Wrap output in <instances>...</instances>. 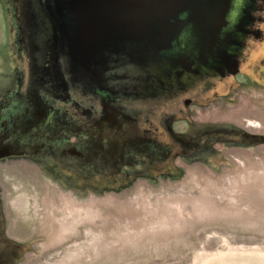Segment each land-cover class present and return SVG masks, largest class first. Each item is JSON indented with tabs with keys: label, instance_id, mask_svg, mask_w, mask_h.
Wrapping results in <instances>:
<instances>
[{
	"label": "rangeland",
	"instance_id": "rangeland-1",
	"mask_svg": "<svg viewBox=\"0 0 264 264\" xmlns=\"http://www.w3.org/2000/svg\"><path fill=\"white\" fill-rule=\"evenodd\" d=\"M42 2L46 19L37 0H0V264H264V0L240 14L256 35L241 32L234 73L202 77L169 124L184 150L153 131L155 102L135 103L148 122L130 129L115 104L104 110L116 128L90 123L100 108L72 62L68 17ZM132 67L113 70L117 94Z\"/></svg>",
	"mask_w": 264,
	"mask_h": 264
},
{
	"label": "water",
	"instance_id": "water-1",
	"mask_svg": "<svg viewBox=\"0 0 264 264\" xmlns=\"http://www.w3.org/2000/svg\"><path fill=\"white\" fill-rule=\"evenodd\" d=\"M57 1L60 19L68 17L72 30L76 71L80 75L79 67L84 80L100 83L113 70L143 65L167 51H175L174 58L188 51L187 46L228 40L227 31L238 24L249 0ZM114 73L116 79L124 78Z\"/></svg>",
	"mask_w": 264,
	"mask_h": 264
},
{
	"label": "flooded vegetation",
	"instance_id": "flooded-vegetation-1",
	"mask_svg": "<svg viewBox=\"0 0 264 264\" xmlns=\"http://www.w3.org/2000/svg\"><path fill=\"white\" fill-rule=\"evenodd\" d=\"M42 1L43 0H37L38 9L39 13H41V15L46 19V9ZM249 1L252 2V0ZM250 2L246 5L244 3V8L241 10V13H244V9L250 4L249 9L246 10V17L248 19L251 18L248 12L258 10ZM28 4L30 5L31 9L33 4L32 0H28ZM253 18L255 21L260 20V17L258 16ZM253 26L254 23L245 30L244 28L240 29L238 24L233 25V27L227 32H229L230 35L232 32H234V41L223 39L216 42L206 41L203 42L201 46L196 44L197 46L195 45L191 47L192 45H190L187 46V49L189 50L184 53L181 52L180 56L178 57L170 59L168 58L166 60L158 59L155 65L150 67H148L147 64L132 67V69L127 72L128 77L125 79L126 86L128 87L126 90H128V92L123 94V96L122 94H117L114 90V82L117 80L115 75H112L114 73L113 71L112 73L107 74V76H104V79L100 83H97L95 80H84L83 74H81V69L78 67L81 75V84L84 85L85 83L89 85L91 90L90 95L95 98V102L100 108L98 111V117L94 118V120L92 119L90 123L93 124L94 127L97 125L100 126L102 124L103 126L111 127L112 129L116 128L115 126L117 123H112L110 117L106 115L107 112L104 110L108 104H115L116 107L119 106V112L122 114V118H124V120H122L123 123L126 124V128L130 129L134 126V122L140 124L148 122V120H143L145 118L144 116H141V119L138 118V116H133L132 107L135 105V103L140 102L144 104L145 102H155L154 104H159V107L157 108V116L159 118L154 120L155 122L150 121L155 124V128L152 126L150 127H152L153 131H156L158 135L160 134L164 137H168L171 139L174 145H177L180 149L184 150L185 143L180 141L178 134L175 133L174 136H171L172 132H170L169 124L181 121L184 118L183 116L186 115L188 108L195 106L193 103L196 101V97L200 95V93H203V90H200V87L196 84V82L200 81L202 77H204V79L205 77H210V80H222L228 75H232L234 73L236 60L239 58L240 52L243 49V37L245 35L252 34L253 36L255 34V29ZM29 29L32 28L29 27ZM241 32L245 35H242ZM240 36H242V38H240ZM198 53L202 55L201 58H192L191 55ZM41 74L42 76H45L44 78L40 77L38 79L40 88L43 87L44 91H51L50 87L52 86L50 82L51 80L49 78L51 76L48 73H45V71ZM211 76H213V78H211ZM54 78H57V76H54ZM54 80L56 81V79ZM82 85H78V87H81L83 92L85 87ZM65 86V83L62 82L58 87L60 90L59 92L63 93L61 90H65ZM58 94H55V98L58 96L62 100L63 95ZM119 96L123 97L125 103H127V106L129 108L131 107L130 109L127 107V110L124 111L122 108H120L121 106L119 100L121 97ZM15 98L18 103L20 101L18 96ZM24 100L26 103L25 105L30 106V103L34 99L27 91V94L24 96ZM163 103H168L170 105L166 104L163 106ZM11 104L12 109L13 107H16L13 106V103ZM0 108L2 110L3 104L0 106ZM5 111H2L1 114L5 113ZM81 115L83 114L81 113ZM105 119H107V121ZM152 123H150V125ZM144 134L146 135L145 132ZM102 150L103 149H100V147L97 146L98 153H101Z\"/></svg>",
	"mask_w": 264,
	"mask_h": 264
}]
</instances>
